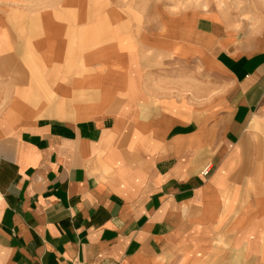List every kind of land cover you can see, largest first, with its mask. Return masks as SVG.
Returning a JSON list of instances; mask_svg holds the SVG:
<instances>
[{"label": "crops", "instance_id": "0c3cea01", "mask_svg": "<svg viewBox=\"0 0 264 264\" xmlns=\"http://www.w3.org/2000/svg\"><path fill=\"white\" fill-rule=\"evenodd\" d=\"M41 4L0 107V264H264V20Z\"/></svg>", "mask_w": 264, "mask_h": 264}, {"label": "rangeland", "instance_id": "374dc122", "mask_svg": "<svg viewBox=\"0 0 264 264\" xmlns=\"http://www.w3.org/2000/svg\"><path fill=\"white\" fill-rule=\"evenodd\" d=\"M43 1L0 0V21L3 23L0 24V28H6L4 32L0 29V107L6 97L5 89L9 82L12 85V82L27 79L36 70L34 59L21 36L25 32V24H32V17H35V13L43 6L41 4ZM117 2L121 11L127 13L130 18L127 20L129 27L137 28L140 35L146 34L150 28H153L154 34L161 33V29H175L177 20L190 13L194 15L201 12L214 13L222 20L229 19V24H233L230 21L232 18L243 19L242 22H248L252 18L257 21L264 20V0H117ZM195 11L197 13H194ZM192 74V71L186 70V76ZM220 232L218 235H223ZM221 246L225 248L227 245L223 243ZM236 261L219 260L223 264H233Z\"/></svg>", "mask_w": 264, "mask_h": 264}, {"label": "built area", "instance_id": "2783aa9c", "mask_svg": "<svg viewBox=\"0 0 264 264\" xmlns=\"http://www.w3.org/2000/svg\"><path fill=\"white\" fill-rule=\"evenodd\" d=\"M210 168H211L210 164H209V163L206 164V165L203 167L202 171H201L202 175H204V176L208 175L209 172H210Z\"/></svg>", "mask_w": 264, "mask_h": 264}]
</instances>
